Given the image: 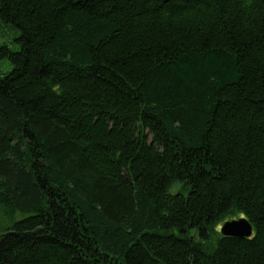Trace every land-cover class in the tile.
I'll return each instance as SVG.
<instances>
[{
	"label": "trees",
	"instance_id": "trees-1",
	"mask_svg": "<svg viewBox=\"0 0 264 264\" xmlns=\"http://www.w3.org/2000/svg\"><path fill=\"white\" fill-rule=\"evenodd\" d=\"M0 23V264H264V0H0ZM236 215L249 238L216 230Z\"/></svg>",
	"mask_w": 264,
	"mask_h": 264
},
{
	"label": "rangeland",
	"instance_id": "rangeland-1",
	"mask_svg": "<svg viewBox=\"0 0 264 264\" xmlns=\"http://www.w3.org/2000/svg\"><path fill=\"white\" fill-rule=\"evenodd\" d=\"M17 34H18V31L15 28L11 27V25L0 23V45L5 44L11 50L16 51L18 49V45L16 44V42L13 41V39L17 36ZM10 69H11V65L9 61L6 58L1 59L0 60V73H6ZM177 190H178V184H174L169 188L168 192L170 194H174L177 192ZM239 217H240L239 215H236L232 219H237ZM221 224L217 225L216 230L219 231V227Z\"/></svg>",
	"mask_w": 264,
	"mask_h": 264
},
{
	"label": "water",
	"instance_id": "water-1",
	"mask_svg": "<svg viewBox=\"0 0 264 264\" xmlns=\"http://www.w3.org/2000/svg\"><path fill=\"white\" fill-rule=\"evenodd\" d=\"M223 237L249 238L252 235V226L245 217L224 221L219 227Z\"/></svg>",
	"mask_w": 264,
	"mask_h": 264
}]
</instances>
